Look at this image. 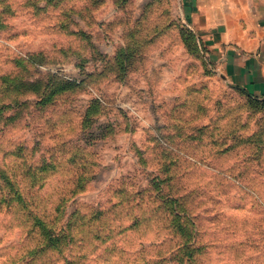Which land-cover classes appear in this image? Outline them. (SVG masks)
Returning a JSON list of instances; mask_svg holds the SVG:
<instances>
[{
	"label": "rangeland",
	"instance_id": "rangeland-1",
	"mask_svg": "<svg viewBox=\"0 0 264 264\" xmlns=\"http://www.w3.org/2000/svg\"><path fill=\"white\" fill-rule=\"evenodd\" d=\"M181 28L178 0H0V264H264V95ZM14 188L64 251L35 252ZM163 200L194 262L164 261Z\"/></svg>",
	"mask_w": 264,
	"mask_h": 264
},
{
	"label": "crops",
	"instance_id": "crops-1",
	"mask_svg": "<svg viewBox=\"0 0 264 264\" xmlns=\"http://www.w3.org/2000/svg\"><path fill=\"white\" fill-rule=\"evenodd\" d=\"M187 26L234 85L264 95V0H178Z\"/></svg>",
	"mask_w": 264,
	"mask_h": 264
},
{
	"label": "trees",
	"instance_id": "trees-1",
	"mask_svg": "<svg viewBox=\"0 0 264 264\" xmlns=\"http://www.w3.org/2000/svg\"><path fill=\"white\" fill-rule=\"evenodd\" d=\"M181 30L184 32V35L192 42H194V38H196V34L188 29ZM8 184H12L11 181L7 180ZM15 195L11 199L12 201H17L19 205L24 209V212L27 214L26 218L28 219V225L30 227H27V231L30 234L32 232L38 231V234L41 237V243L38 246H35V252L41 249V251H45L49 248L64 251L65 248L69 246V242L73 239V234L71 231L68 233L64 231V229L60 228L55 223H52V220L48 219L45 215H41L40 213H37V211L33 210V207L27 202L26 198L28 197L26 195H23L20 190L15 189ZM5 202L10 203L9 201L2 200ZM1 202V200H0ZM163 208L166 211V221L168 229H171V233L175 236L179 235L181 237L180 240H177L175 244L171 247H168L167 249V256H169V252L171 253L172 250H175L173 254H171L169 257H165L164 261H177V262H185V261H192L194 262V257L196 256L197 252L200 250H203L208 246V243H201L199 240L198 234L199 230L194 227V216L190 213H187V210L183 207L182 204H179L181 206H171L164 201ZM161 205V203H160ZM10 207H13L12 204H10ZM186 220H183V219ZM139 222L136 221L135 224H138ZM34 249L28 250L29 253H32ZM180 251H183L184 253L180 254ZM68 264V263H67Z\"/></svg>",
	"mask_w": 264,
	"mask_h": 264
}]
</instances>
